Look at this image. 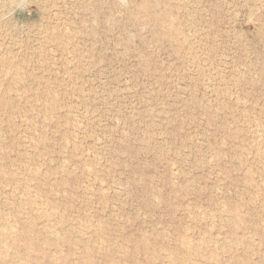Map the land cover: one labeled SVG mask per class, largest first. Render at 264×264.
Segmentation results:
<instances>
[{
  "label": "rangeland",
  "instance_id": "rangeland-1",
  "mask_svg": "<svg viewBox=\"0 0 264 264\" xmlns=\"http://www.w3.org/2000/svg\"><path fill=\"white\" fill-rule=\"evenodd\" d=\"M0 264H264V0H0Z\"/></svg>",
  "mask_w": 264,
  "mask_h": 264
},
{
  "label": "bare ground",
  "instance_id": "bare-ground-1",
  "mask_svg": "<svg viewBox=\"0 0 264 264\" xmlns=\"http://www.w3.org/2000/svg\"><path fill=\"white\" fill-rule=\"evenodd\" d=\"M8 254V253H7Z\"/></svg>",
  "mask_w": 264,
  "mask_h": 264
}]
</instances>
